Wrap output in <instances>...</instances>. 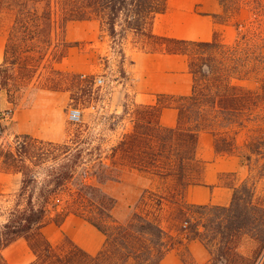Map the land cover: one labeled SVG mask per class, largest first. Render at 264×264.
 <instances>
[{
  "label": "trees",
  "instance_id": "16d2710c",
  "mask_svg": "<svg viewBox=\"0 0 264 264\" xmlns=\"http://www.w3.org/2000/svg\"><path fill=\"white\" fill-rule=\"evenodd\" d=\"M215 1L221 13L212 17L221 24L230 23L244 9L249 12L229 43L215 34L211 41L154 35L153 18L165 11L166 0H0V14L13 15L0 62V96L5 94L13 108L0 111V138L4 120L11 117L39 65L64 58V52L53 51L52 46H72L64 40L54 43L55 33L63 32L71 22H98L118 48L122 77L124 40L132 33L146 39L153 50L185 55L191 75L190 93L169 98V103L158 98L156 105L147 106L126 99L121 113L111 115L108 129L113 132L128 120L131 130L107 147L103 139H96L98 145L86 152L81 126L59 143L11 131L13 141L0 142V170L19 175L20 185L11 207L0 214V264H5L2 251L19 239L33 255L27 264H161L175 241L154 214L164 210L185 240L202 244L210 256L208 264H264V205L258 198V182L251 178L249 158L250 175L233 187L228 206L183 201L185 189L198 183L203 168L195 156L202 130L216 135L218 154L237 151L242 157L233 133L251 125L243 147L263 158L258 179L264 176V0ZM50 66V73L62 74ZM69 77L72 88L83 95L92 93V75ZM248 80L255 83L254 88L238 84ZM167 104L178 113L174 128L159 123L160 111ZM256 129L261 136L252 137ZM118 158L130 170L164 183L162 188L140 191L126 221L117 216L118 199L104 190L121 179L114 175L120 173ZM68 215L82 218L104 237L97 253L89 254L67 237L54 246L44 236L47 223L61 225ZM244 236L255 243L250 257L237 249Z\"/></svg>",
  "mask_w": 264,
  "mask_h": 264
},
{
  "label": "rangeland",
  "instance_id": "374dc122",
  "mask_svg": "<svg viewBox=\"0 0 264 264\" xmlns=\"http://www.w3.org/2000/svg\"><path fill=\"white\" fill-rule=\"evenodd\" d=\"M248 17L249 12L244 9L228 25L233 26L234 30H236L237 24L244 23ZM12 20V13L3 12L0 14V45L6 41ZM63 40L66 43H71L72 46L65 49L61 46L58 49L52 46L53 51H63L64 58L58 63L52 61L48 63V60L39 65L35 77L28 85V88L19 95L20 97L15 106V109H18V113L22 110L24 115L19 114V119L16 122L7 120L4 122L5 124L3 123L5 131L0 142L10 144L13 141L11 131L14 134L31 133L36 136L50 137L64 142L69 139L67 137L71 138L72 134L78 131L80 126L85 131L84 134L82 133L83 141L87 143L83 146L85 151L98 145L96 144L98 139L99 142L103 139V147H107V144L113 143L119 137L122 132V126L127 123V120L118 125L119 127L115 131L111 132L108 129V126L112 123L111 115L121 111L122 106L120 104L126 99L129 101L128 97L131 98L132 94L128 90V83L130 86V82L127 79L128 76L125 72L123 77L119 74L122 64L119 62L120 56L117 46L114 45L105 32L100 30L92 34L89 24L79 22L68 23L63 32L58 31L55 33L54 43H60ZM130 40V35L124 40L127 52L130 51L128 45ZM50 65L61 71L62 74L50 73ZM71 74L92 75L94 77L91 85L92 93L83 95L76 88H72L69 77ZM96 79H101L102 84L97 85L95 83ZM254 86L255 83L252 80L244 83L246 88ZM71 109H78L82 112V121L78 125L70 122L68 118ZM259 136H261L260 131L256 129L252 137ZM93 141L95 144L92 143ZM241 148L243 161L247 163L249 158L251 178L258 182V198L264 205V176L258 179V171L263 158L251 155L243 146ZM116 162L120 173H114V175L117 176L118 180L121 179L107 184L104 186V190L121 201L117 216L121 218V221H126L128 213L134 212L141 195V192H137L135 189L140 187L141 184H146L150 188H162L164 183L153 176L130 170L127 168L128 164L122 161L121 158H118ZM19 185V175L0 170V214L3 215L13 204ZM128 205L131 208H128ZM2 221L3 217L1 216L0 222ZM177 228L179 227L177 226ZM42 233L54 246L62 243L64 237L69 238V235L76 236L77 241L80 242L81 238L96 240L100 235L82 218L74 215H68L61 225H55L52 222L47 223L42 229ZM72 241L74 242V240ZM18 243L20 242H15L2 251L5 264H8L5 257L18 249ZM22 243L26 245L24 241ZM26 249L29 252L27 247ZM237 249L243 255L250 257L254 252L255 243L249 237L244 236L239 241ZM29 259H33V255L30 252Z\"/></svg>",
  "mask_w": 264,
  "mask_h": 264
},
{
  "label": "crops",
  "instance_id": "0c3cea01",
  "mask_svg": "<svg viewBox=\"0 0 264 264\" xmlns=\"http://www.w3.org/2000/svg\"><path fill=\"white\" fill-rule=\"evenodd\" d=\"M220 13L221 7L215 0H166L165 11L156 14L153 18L151 32L158 36L188 41H211L215 34L222 42L227 43L233 40L236 30L231 25L221 24L214 20L212 16ZM79 23L89 24L92 34L100 31L96 21ZM132 34H130L131 40L128 43L130 51H126L125 43L123 45L125 54L123 70L128 76L127 79L130 82L128 90L132 94V97L128 99L137 104L153 106L156 105L158 98H161L164 103H169V98L188 95L191 90V75L188 71L187 57L183 54L166 53L164 50H153L154 47L146 44V39L135 37ZM4 44L5 42L0 45V62ZM245 82L240 81L238 84L244 86ZM12 108L7 96L2 94L0 111ZM22 112L21 110L18 113V109L14 108L11 117L5 119L4 122L7 120L16 122L19 114L24 115ZM177 117L178 113L174 105L167 104L160 111L159 123L164 128H174ZM251 129V125L236 129V133H233L236 146H243ZM130 130L131 124L127 120V123L122 126L121 133ZM26 134L51 142L61 141L31 133ZM215 137L216 135L210 130H202L198 133L195 156L202 162L203 168L198 183L187 186L184 191L183 201L187 204L228 206L232 198L233 187L239 186L250 175L248 165L237 151L225 155L216 152ZM145 188L148 186L141 184L135 190L140 192ZM120 202L118 200L119 205ZM154 214L161 219L162 227L175 237L174 247L166 252L161 264H208L210 256L199 241L185 240L184 236L175 229V222L168 218L165 210ZM69 236L89 254L97 253L104 242L101 234L96 240L81 238V242L77 241L76 236ZM22 241L24 240L16 241V243L20 242L18 249L5 257L8 264H27L31 261L29 259L31 251L27 243L24 241L26 244L24 245Z\"/></svg>",
  "mask_w": 264,
  "mask_h": 264
},
{
  "label": "built area",
  "instance_id": "2783aa9c",
  "mask_svg": "<svg viewBox=\"0 0 264 264\" xmlns=\"http://www.w3.org/2000/svg\"><path fill=\"white\" fill-rule=\"evenodd\" d=\"M95 83L97 85H101L102 84V80L101 79H96ZM68 118H69L70 122H72L73 124H78V123H80L82 121V112L79 111L78 109H71L69 111Z\"/></svg>",
  "mask_w": 264,
  "mask_h": 264
}]
</instances>
